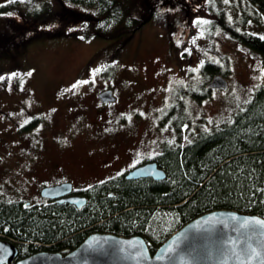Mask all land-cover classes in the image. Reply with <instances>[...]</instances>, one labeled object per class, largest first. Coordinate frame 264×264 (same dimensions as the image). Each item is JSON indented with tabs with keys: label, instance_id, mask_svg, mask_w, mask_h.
<instances>
[{
	"label": "rangeland",
	"instance_id": "374dc122",
	"mask_svg": "<svg viewBox=\"0 0 264 264\" xmlns=\"http://www.w3.org/2000/svg\"><path fill=\"white\" fill-rule=\"evenodd\" d=\"M26 1L19 0V8ZM122 1L134 11L143 5L141 15L153 7L145 22L125 37L41 35L13 46L39 30L22 17L0 15V46L8 44L0 54L3 198L37 203L43 201L41 182L67 180L79 190L124 173L139 159L154 156L162 142L173 140L170 119L159 123L172 102L183 106L180 130L186 139L227 120L252 88L264 83V57L221 27L211 29L213 15L201 12L205 0H191L187 14L174 0L173 7L158 10L151 3L162 0ZM222 1L229 21L246 14L238 28L264 35L261 12L245 0ZM48 2L53 11L65 4L96 15L92 7ZM53 20V29L65 28ZM205 59L227 64L222 74L226 89L202 90L211 78L200 70ZM104 85L116 97L100 106L95 92ZM191 90L201 98L193 99Z\"/></svg>",
	"mask_w": 264,
	"mask_h": 264
},
{
	"label": "trees",
	"instance_id": "16d2710c",
	"mask_svg": "<svg viewBox=\"0 0 264 264\" xmlns=\"http://www.w3.org/2000/svg\"><path fill=\"white\" fill-rule=\"evenodd\" d=\"M39 1L29 4L27 0L22 9L19 0L0 3V15L7 19L22 17L24 23H33L39 30L13 46L41 35L130 36L153 11L149 7L141 15L143 5L134 11L122 0H62L92 7L96 12L92 15L65 4L53 11L48 0ZM170 1H153L151 5L157 10L168 9L173 7ZM174 1L185 14L191 13V0ZM245 1L264 15V0ZM204 4L201 12L213 15L211 29L212 25L221 27L264 57V35L238 28L245 24L246 14L241 15V23L229 21L222 0H205ZM53 19L60 20L65 28L53 29ZM7 47L0 46V54ZM226 65L205 59L200 70L212 77L224 74ZM202 90L209 91L205 86ZM189 92L193 99L201 98L198 92ZM182 107L179 100L172 102L159 120L162 123L170 119L175 133L173 140L162 142L153 156L164 169V178L132 179L124 173L109 176L79 189L86 197L81 207L49 200H7L0 194V237L16 244L17 257L37 250L69 251L91 231L138 234L152 252L172 231L211 209L233 208L264 217V83L255 85L248 99L227 120L191 132L186 139H182L180 130Z\"/></svg>",
	"mask_w": 264,
	"mask_h": 264
},
{
	"label": "water",
	"instance_id": "95a60500",
	"mask_svg": "<svg viewBox=\"0 0 264 264\" xmlns=\"http://www.w3.org/2000/svg\"><path fill=\"white\" fill-rule=\"evenodd\" d=\"M227 81L214 74L207 89H226ZM101 102L114 100L112 89L97 93ZM126 178L159 180L165 171L154 160L125 171ZM71 183L45 185L39 194L81 207L86 197L70 193ZM247 222V223H245ZM259 222V223H256ZM13 241L0 237V264H264V217L233 208H215L200 213L172 231L152 252L138 234L119 235L91 231L66 252L37 250L17 257Z\"/></svg>",
	"mask_w": 264,
	"mask_h": 264
},
{
	"label": "flooded vegetation",
	"instance_id": "af4514ba",
	"mask_svg": "<svg viewBox=\"0 0 264 264\" xmlns=\"http://www.w3.org/2000/svg\"><path fill=\"white\" fill-rule=\"evenodd\" d=\"M108 86H106V85H104V86H101V87H99L98 89H97V91L95 92V94H96V96H97V93L100 91V90H102V89H104V88H107ZM112 89V88H111ZM112 94H114V99H115V97H116V95H115V93H113V89H112ZM99 100V99H98ZM100 101V100H99ZM113 101V100H112ZM112 101H106V102H101L100 101V106H105L107 103H110V102H112ZM148 158V157H147ZM146 157H144L143 159H139V161H138V163H136L135 165H137V164H140V163H143V162H146V161H149V160H154L153 159V156L152 157H150V159H147ZM155 161V160H154ZM156 162V161H155ZM157 164V163H156ZM135 165H133V166H135ZM133 166H131L130 168H132ZM130 168H128V169H130ZM127 169V170H128ZM126 170V171H127ZM125 173V172H124ZM63 181H67V180H62V179H59L58 181L56 180V181H52V182H41V186L39 187V189H38V194H39V190H40V188L41 187H43V186H45V185H50V184H56V183H61V182H63ZM71 186H72V184H71ZM70 193H78V194H82L78 189H74L73 187H72V190H71V192ZM39 196L44 200V201H54V202H56V203H68V202H66V201H57L56 199H59V198H62V197H58V198H47V197H43V196H41L40 194H39ZM26 203H29L28 201H26Z\"/></svg>",
	"mask_w": 264,
	"mask_h": 264
},
{
	"label": "snow or ice",
	"instance_id": "6c2138e0",
	"mask_svg": "<svg viewBox=\"0 0 264 264\" xmlns=\"http://www.w3.org/2000/svg\"><path fill=\"white\" fill-rule=\"evenodd\" d=\"M227 2H228V0H225V3H227ZM29 75H30V73H29ZM0 79H3V78L0 77ZM83 83H87V82L85 81V82H83ZM73 87H75V85H74ZM245 223H247V222H245ZM256 223H259V222H256Z\"/></svg>",
	"mask_w": 264,
	"mask_h": 264
}]
</instances>
